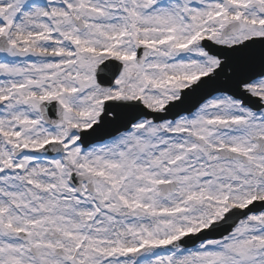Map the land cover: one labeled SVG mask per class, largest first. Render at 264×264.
Listing matches in <instances>:
<instances>
[{
  "label": "snow or ice",
  "instance_id": "1",
  "mask_svg": "<svg viewBox=\"0 0 264 264\" xmlns=\"http://www.w3.org/2000/svg\"><path fill=\"white\" fill-rule=\"evenodd\" d=\"M0 264H264V0H0Z\"/></svg>",
  "mask_w": 264,
  "mask_h": 264
}]
</instances>
